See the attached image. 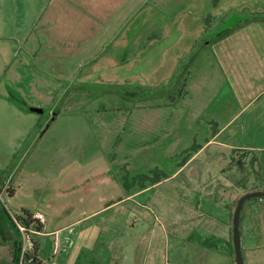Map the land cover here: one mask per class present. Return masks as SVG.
Returning a JSON list of instances; mask_svg holds the SVG:
<instances>
[{"label":"rangeland","instance_id":"obj_1","mask_svg":"<svg viewBox=\"0 0 264 264\" xmlns=\"http://www.w3.org/2000/svg\"><path fill=\"white\" fill-rule=\"evenodd\" d=\"M51 1L0 0V208L15 216L42 210L63 228L73 214L123 198L124 180L144 174L143 184L161 182L183 146L212 135L202 127L225 108L251 103L236 124L251 132L237 140L263 145L264 72L248 62L256 56L250 46H264V0L143 4L136 19L122 16L109 30L95 24L94 34H104L87 52L69 43L74 38L54 36L55 24L46 21ZM124 25L119 41L126 42L114 47ZM233 30L241 31L215 46ZM104 40L109 47H100ZM230 45L244 47L232 50L236 61L221 72L215 54ZM235 94L246 100L238 103ZM182 179L161 183L136 198L138 204L125 203L133 209L128 222L136 214L165 220L168 207L178 219L177 208L188 203ZM8 224L0 212V264H11L13 255ZM20 240L26 261L32 251H23ZM49 244L43 241L40 256L52 257Z\"/></svg>","mask_w":264,"mask_h":264},{"label":"crops","instance_id":"obj_2","mask_svg":"<svg viewBox=\"0 0 264 264\" xmlns=\"http://www.w3.org/2000/svg\"><path fill=\"white\" fill-rule=\"evenodd\" d=\"M164 1L52 0L50 3L52 7L47 9L46 21L50 20L55 24V37L74 38L69 43L77 44L81 52L85 50L87 52L92 50L90 49L92 46H96L94 39L104 34H94L95 24L98 23L105 30H109L111 25L113 26L122 16L125 20L128 15V18L136 19V14L142 11L143 4L155 2L154 4L158 5L159 2ZM124 29H127L125 25L115 31L114 47L119 43V46L124 45L126 42L119 41L124 36ZM234 31L229 32L224 38H219L215 46L224 45L225 40L235 37L241 30ZM140 33L135 30L130 35L136 38ZM109 44H111L109 40H104L100 47H109ZM240 47L244 46L230 45L227 47V52H225L226 48H223L222 52L219 50V53L215 54L216 66L221 72L225 65L228 67L234 65L233 61H236V58L230 54L233 49L241 51L238 49ZM250 48H253L252 52L256 56L252 57L248 66L257 68L255 73L260 74L261 71L264 72V46L252 45ZM261 94L250 101L255 102ZM244 96V94H235L234 98L239 103ZM250 105L251 103H248L244 108H240L241 110L238 107V110L231 108L229 111L225 108L215 111L212 115L214 120L205 123L204 127L201 126L202 133L212 135L206 137V140L183 146V150L178 152L181 156L179 160L182 161L177 159L179 161L177 162L174 159L170 174H165L161 182L143 184V178H148L144 174L137 175L129 184L124 180L123 185L120 183V191L125 192L123 198L102 203L90 213L83 211L78 215L73 214L69 225L63 228L51 225L50 217L44 211H30L33 214L36 212L46 214H44L46 221L42 224L41 231L33 236L38 248L37 255L34 256L37 262H40L39 264H237L233 240V215L237 203L242 196L250 192L264 191V142L259 147H249L240 144L237 140L240 133L251 132V127L244 126L241 132L236 126L243 111ZM211 122H214L213 125ZM253 151L263 154V158L247 155ZM182 174V189L187 195L188 203L177 208L182 213L178 219L174 217L175 208L168 207L165 211V220H160L158 217L154 222L143 220L135 210L136 220L128 222L127 218L133 209L128 210L125 203L138 204L136 198L154 190L161 183L178 179ZM121 177L125 179L126 174ZM236 200L237 203L234 205ZM8 226L14 254V246L19 237L9 224ZM46 239L50 244L44 247H48L47 249L52 253L51 258L40 256L42 243ZM129 241L130 248L127 245ZM240 247L243 264H264V198L248 201L243 207ZM10 259L13 264V255Z\"/></svg>","mask_w":264,"mask_h":264},{"label":"trees","instance_id":"obj_3","mask_svg":"<svg viewBox=\"0 0 264 264\" xmlns=\"http://www.w3.org/2000/svg\"><path fill=\"white\" fill-rule=\"evenodd\" d=\"M226 36H223V38ZM219 39V38H218ZM147 177V176H146ZM160 181V180H159ZM156 183V182H155ZM8 193H9V197H13V195L15 194L14 190H11V188L8 189ZM1 202V201H0ZM0 212L2 214V216L8 221L9 225L11 226V228H13L15 230V232L17 233L19 239L16 242L15 246H14V254H13V264H20V259H21V251H22V241L20 234L18 233V231L16 230L13 221L11 220V217L8 213V211L6 210L5 207L0 208ZM22 216H20V220L27 226V227H35L36 231L40 232L41 231V227L42 224L35 220L33 218V213L27 210H23L22 211ZM32 242V254L36 257L37 255V245L34 242L33 239H31ZM40 262H37L36 258L35 261L32 264H39Z\"/></svg>","mask_w":264,"mask_h":264},{"label":"water","instance_id":"obj_4","mask_svg":"<svg viewBox=\"0 0 264 264\" xmlns=\"http://www.w3.org/2000/svg\"><path fill=\"white\" fill-rule=\"evenodd\" d=\"M39 112H43L42 110H38ZM50 124H48L49 126ZM264 198V191H254L250 192L244 196H242L236 206L234 215H233V240L235 245V252H236V260L237 264H243V256L240 247V223H241V215L243 211V207L246 202Z\"/></svg>","mask_w":264,"mask_h":264},{"label":"built area","instance_id":"obj_5","mask_svg":"<svg viewBox=\"0 0 264 264\" xmlns=\"http://www.w3.org/2000/svg\"><path fill=\"white\" fill-rule=\"evenodd\" d=\"M9 215L11 217V220L14 223V226L18 233L22 236L24 239V250L23 251H32V242L31 239L34 236V234H38L39 232L36 231L35 227H27L21 220L20 216H15L11 212H9ZM33 218L37 221H39L41 224H43L46 221V217L43 213L36 212L33 215ZM35 261V257L32 254L28 260H20V264H32Z\"/></svg>","mask_w":264,"mask_h":264},{"label":"flooded vegetation","instance_id":"obj_6","mask_svg":"<svg viewBox=\"0 0 264 264\" xmlns=\"http://www.w3.org/2000/svg\"><path fill=\"white\" fill-rule=\"evenodd\" d=\"M228 33L224 34L223 36H226ZM222 35L219 36V38H222L223 37Z\"/></svg>","mask_w":264,"mask_h":264}]
</instances>
